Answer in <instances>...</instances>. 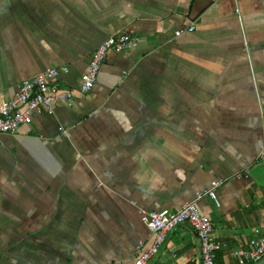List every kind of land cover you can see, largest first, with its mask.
<instances>
[{"label":"crops","instance_id":"obj_1","mask_svg":"<svg viewBox=\"0 0 264 264\" xmlns=\"http://www.w3.org/2000/svg\"><path fill=\"white\" fill-rule=\"evenodd\" d=\"M121 33L138 41L107 50L90 91L0 133V264H129L141 213L211 181L215 264H240L264 221V0H0V100L47 67L75 88ZM197 258L181 223L146 264Z\"/></svg>","mask_w":264,"mask_h":264},{"label":"built area","instance_id":"obj_2","mask_svg":"<svg viewBox=\"0 0 264 264\" xmlns=\"http://www.w3.org/2000/svg\"><path fill=\"white\" fill-rule=\"evenodd\" d=\"M189 24L185 30L190 31ZM177 29L173 35H179ZM136 34L121 33L117 37H108L91 52L86 68L80 74L75 88H63L56 77L59 72H66L65 67H47L35 75L19 80L15 84L12 97L0 100V133H14L22 123L29 121L30 113H51L52 106L63 103L70 106L75 98L91 90L99 67L109 49L132 46L138 41ZM220 181H211L208 187L194 193L192 199L183 202L175 210H149L141 213V221L148 230L147 239L136 248L129 264H146L155 254L165 234L178 224L186 223L194 232L198 241V258L194 264H215L214 255L222 243L211 235L210 219L200 210L198 201L209 197L217 205L214 189ZM232 255L240 264L253 263L264 255V221L253 227L250 237L244 246H237ZM175 256L174 253L171 254Z\"/></svg>","mask_w":264,"mask_h":264},{"label":"water","instance_id":"obj_3","mask_svg":"<svg viewBox=\"0 0 264 264\" xmlns=\"http://www.w3.org/2000/svg\"><path fill=\"white\" fill-rule=\"evenodd\" d=\"M251 264H264V256L261 257L259 260H257V261H255V262L251 263Z\"/></svg>","mask_w":264,"mask_h":264},{"label":"bare ground","instance_id":"obj_4","mask_svg":"<svg viewBox=\"0 0 264 264\" xmlns=\"http://www.w3.org/2000/svg\"><path fill=\"white\" fill-rule=\"evenodd\" d=\"M211 225H212V224H211ZM211 231H212V230H211ZM217 251H218V250H217ZM263 256H264V255H263ZM263 256H262V257H263ZM214 258H215V255H214ZM214 262H215V261H214ZM189 264H192V263H189Z\"/></svg>","mask_w":264,"mask_h":264},{"label":"trees","instance_id":"obj_5","mask_svg":"<svg viewBox=\"0 0 264 264\" xmlns=\"http://www.w3.org/2000/svg\"><path fill=\"white\" fill-rule=\"evenodd\" d=\"M248 264H251V263H248Z\"/></svg>","mask_w":264,"mask_h":264}]
</instances>
